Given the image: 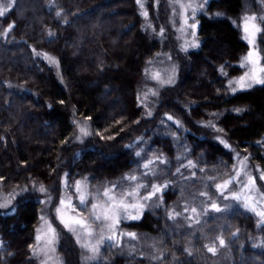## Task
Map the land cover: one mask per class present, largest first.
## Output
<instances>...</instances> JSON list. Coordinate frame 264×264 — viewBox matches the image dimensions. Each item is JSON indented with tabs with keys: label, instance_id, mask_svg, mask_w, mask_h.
Returning a JSON list of instances; mask_svg holds the SVG:
<instances>
[{
	"label": "trees",
	"instance_id": "trees-1",
	"mask_svg": "<svg viewBox=\"0 0 264 264\" xmlns=\"http://www.w3.org/2000/svg\"><path fill=\"white\" fill-rule=\"evenodd\" d=\"M242 8L243 0H209L197 17V47L181 51L167 47V9L154 0L146 2L153 30L137 0H13L0 16V192H22L0 207V264H37L32 246L45 194L36 185L57 196L64 177L109 183L133 168L131 146L141 138L173 157L171 138L152 134L164 118L177 122L201 166L232 164L239 152L264 171V84L237 91L228 84L243 74L250 49L234 22ZM167 49L177 79L145 108L139 93L154 85L150 66ZM77 120L91 130L81 142ZM164 198L163 211L123 226L158 235L178 258L172 264H195L176 245L165 213L177 193L169 189ZM226 214L231 264H264L259 217L238 204ZM63 235L65 264H81ZM96 264L157 263L112 255Z\"/></svg>",
	"mask_w": 264,
	"mask_h": 264
},
{
	"label": "rangeland",
	"instance_id": "rangeland-1",
	"mask_svg": "<svg viewBox=\"0 0 264 264\" xmlns=\"http://www.w3.org/2000/svg\"><path fill=\"white\" fill-rule=\"evenodd\" d=\"M146 2L147 0H139L147 26L152 29ZM154 2L156 6L164 4L167 9L166 26L162 29L166 38L168 35L167 47L173 48V42L181 51L196 48L198 45L197 17L205 11L209 0H179V2L177 0H154ZM9 3L12 5L13 0H0V6H8ZM189 4L192 6L189 7ZM193 9L195 10L193 11ZM145 13L147 14L145 15ZM252 17H255L254 21L251 20ZM262 17H264V0H243L241 14L234 20L241 30L243 38L250 33L254 34L252 45L247 39H244L250 46L249 51L258 49V55L254 52L253 59L259 60V64L256 65V75L259 77H264V73L259 72V67L264 66V22H261ZM246 20L249 29L247 33L244 31ZM253 24L262 31L255 32ZM162 52L159 61L153 63L149 69V80L154 85L139 93V103L145 108L157 104L158 89L173 84L178 76V67L170 56V51L167 49ZM252 67V65L243 67L242 75L228 81L232 91L249 88H241L234 83L241 77H245L246 83H251L250 87L259 84L250 81L245 76V73ZM157 73L159 76L155 78ZM76 126L77 141L81 142L90 136V126L86 121L77 120ZM81 127L85 128L87 135L80 132ZM152 134L171 138L175 148L173 157L165 155L159 148L151 145L150 139L141 138L131 146L134 157L133 168L120 178L109 183L91 185L85 178L69 182L64 177L57 196L50 195L48 189L43 187L45 191L40 192L45 194L42 208L44 219H41L36 234V237L39 235L41 239L39 241L36 239L32 246V254L39 253V255H33L37 264H65L63 254L59 250L66 238L63 232L67 234V240L77 247L81 264L103 263L110 260L112 255L143 259L149 263L172 264L178 258L174 252L170 253L165 248L164 241L158 235L137 232L123 226V223L139 219L146 211L152 213L163 211L164 192L169 189L177 193V200L170 205L165 213L175 222L179 234V241L176 245H182L181 248H178L185 255L192 257L195 264H231L228 246L232 236L230 233H226L227 210L238 204L254 214L264 212V179L260 178L261 175H264V171L253 165L247 156L239 152L235 153L232 164L201 166L200 162L191 156L190 145L181 136L177 122L174 119H168V117L160 121ZM145 164L148 165L147 168L144 167ZM245 172H247V176ZM131 176H135L136 180L126 179ZM234 176L233 183L228 184L226 188L217 187ZM248 176L254 179V183L248 181ZM77 182L86 197L85 204L80 203L79 194L73 188ZM139 184L145 187L139 188L138 195L135 198L128 196L124 200L125 203H134L136 206L128 208L127 211L120 208L119 200L122 193L132 191L133 186ZM245 184L248 186L245 187ZM153 186H157L159 191L150 195L148 199H142ZM36 187L39 190L41 186L36 185ZM108 189H111L109 194L116 197V200L111 204L109 198L102 195ZM21 192L22 189H17L12 193L0 192V207H9ZM237 193L240 195V199L234 198ZM62 199L65 201L63 206L60 204ZM93 204L97 205L95 210L91 207ZM213 204L216 207H213ZM57 208L61 209L59 218ZM192 209H195V212ZM251 209H255V211ZM106 210L109 219H104ZM94 215H100L101 220L93 222ZM257 217L264 224V217L259 215ZM75 219L85 221L90 229V234H86L76 225ZM65 224L68 227H65ZM49 225L55 229V238L50 244L47 243L51 235L48 231ZM130 233H134L135 238H132ZM110 237L111 239H109ZM221 239L224 241L223 245L220 244ZM85 242L94 246L97 251L94 253L81 247ZM209 248H214L215 252H210Z\"/></svg>",
	"mask_w": 264,
	"mask_h": 264
},
{
	"label": "snow or ice",
	"instance_id": "snow-or-ice-1",
	"mask_svg": "<svg viewBox=\"0 0 264 264\" xmlns=\"http://www.w3.org/2000/svg\"><path fill=\"white\" fill-rule=\"evenodd\" d=\"M137 2L139 3V0H137ZM177 2H179V0H177ZM10 6L11 4L9 3L8 6H0V16H3L5 15V13L7 11H9L10 9ZM183 7V5H181ZM189 7H191L192 5L189 4L188 5ZM195 9H193L194 11ZM147 13H145L146 15ZM251 20H255V17H252ZM261 22H264V17L261 18ZM247 24H248V21L246 20L245 21V29L244 31L247 33L249 31L248 27H247ZM194 27V25H193ZM253 28L255 29V32H260L262 31V29L256 27L255 24H253ZM254 34L253 33H250L248 36H245L244 38L248 40L249 44L252 45L254 43V40L252 39V36ZM254 52L256 55H258V49H254V50H250L248 52V54L246 56H244L242 58V61H241V67H246L248 65H252L253 67L252 68H249L248 72L245 73V76L248 77V79L250 81H254L255 83H261V84H264V77H259L256 75V65L259 64V60H254L253 59V56H254ZM259 72L261 73H264V66H260L259 67ZM159 74H155V78H158ZM234 83H236L237 85H239L241 88L243 87H250L251 86V83H246L245 81V77H241L239 80L235 81ZM168 119H172V117H168ZM80 132L83 133L84 135H87V131L85 130V128L81 127L80 128ZM137 155H139V153H137ZM243 163V162H241ZM145 168L148 167L147 164L144 165ZM237 174H238V171H237ZM245 175L247 176V172H245ZM261 179H264V175H261L260 177ZM126 179H130L131 181H135L136 180V177L135 176H131V177H127ZM235 179V176L232 178V179H229L227 181H225V183L223 185H218L217 187L218 188H226V186L228 184H231L233 183V180ZM248 181L251 182V183H254V179L250 176H248ZM248 185L245 184V187H247ZM66 187H67V184H66ZM141 187H145L144 185L142 184H139V185H134L133 186V189L132 191H125L122 193L121 197H120V200H119V207L120 208H123L125 211H127L128 208L130 207H135L136 205L134 203H125L124 200L126 197L128 196H133L135 198V196L138 195V190L139 188ZM73 188L75 189V192L78 193V199L80 201L81 204H85L86 203V197L85 195L81 192V189H80V185H79V182H77L75 185H73ZM39 191L41 192H44L45 189L43 188V186H41L39 188ZM156 191H159V188L157 186H153L151 188V190L148 192L147 195L143 196L142 199H148L150 195H153L155 194ZM111 192V189H108V190H105L102 195L103 196H106L109 198V203L111 204V202L115 201L116 200V197L114 195H110L109 193ZM235 199H240V195L237 193L235 194L234 196ZM60 204L61 206H63L65 204V201L62 199L60 201ZM92 209L95 210L97 205L96 204H93L92 206ZM213 207H216L215 204H213ZM253 211H255V209H251ZM57 215H58V218L60 217V212H61V209L60 208H57ZM193 212H195V209H192ZM217 211H219V209L217 208ZM257 215L261 216V217H264V212H258L256 213ZM125 218H127V216H125ZM133 218H136V217H133ZM41 219H44V217H41ZM104 219H109L108 215H107V210L105 211V216H104ZM98 220H101V216L100 215H94L93 216V222L95 221H98ZM61 222L63 223V220H61ZM47 223V222H46ZM74 223L76 225H78L83 231H85L86 234H90V229L87 227V223L85 221H83L82 219H75L74 220ZM65 227H68L67 224H65ZM72 230V229H70ZM40 231V230H38ZM48 231L51 233L50 237H49V240L47 241V243H52L53 239L55 238V229L51 227V225H49L48 227ZM132 238H135V234L134 233H130L129 234ZM37 241H39L41 239V237L39 235H37L36 237ZM111 239V237L109 238ZM79 242V241H78ZM224 241L221 239L220 240V244L223 245ZM81 247L89 250V251H92V252H96L97 249L94 247V246H91L89 243L85 242L81 245ZM210 252H215V249L214 248H209L208 249ZM33 255H39L38 252H34Z\"/></svg>",
	"mask_w": 264,
	"mask_h": 264
}]
</instances>
